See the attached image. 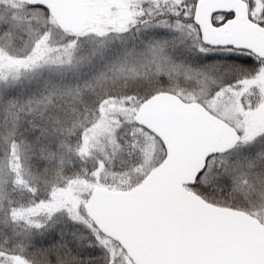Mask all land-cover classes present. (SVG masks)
Instances as JSON below:
<instances>
[{"label": "snow or ice", "instance_id": "6c2138e0", "mask_svg": "<svg viewBox=\"0 0 264 264\" xmlns=\"http://www.w3.org/2000/svg\"><path fill=\"white\" fill-rule=\"evenodd\" d=\"M0 264H264V0H0Z\"/></svg>", "mask_w": 264, "mask_h": 264}]
</instances>
